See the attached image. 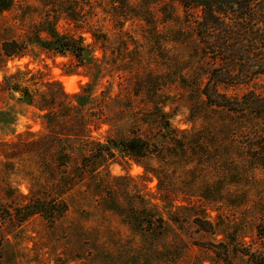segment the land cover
I'll return each instance as SVG.
<instances>
[{
    "label": "rangeland",
    "instance_id": "1",
    "mask_svg": "<svg viewBox=\"0 0 264 264\" xmlns=\"http://www.w3.org/2000/svg\"><path fill=\"white\" fill-rule=\"evenodd\" d=\"M199 12L177 0H16L0 12V51L11 39L30 49L0 56V83L21 70L50 80L45 94L57 82L71 93L87 86L63 125L89 123L115 153L65 195L64 215H29L21 193L50 194L49 168L37 149L3 142L41 137L49 119L20 92L0 91V264H264V168L252 170L250 158L264 117L234 116L237 143L226 140L227 112L202 93L211 62ZM50 33L82 35L90 50L45 49ZM220 89L264 93V75ZM131 138L150 150L130 158L121 143ZM227 148L238 178L224 170Z\"/></svg>",
    "mask_w": 264,
    "mask_h": 264
},
{
    "label": "trees",
    "instance_id": "2",
    "mask_svg": "<svg viewBox=\"0 0 264 264\" xmlns=\"http://www.w3.org/2000/svg\"><path fill=\"white\" fill-rule=\"evenodd\" d=\"M15 1L0 0V12L11 8ZM177 1L188 12H194L196 9L200 11L195 20L196 36L204 57L211 62V68L202 89L205 96L204 102L208 106L227 112L226 140L236 142L237 135L233 129L236 124L234 116L258 113L259 117H264V93L252 90L238 97L222 91L220 86L249 83L254 78L264 75V0ZM50 34L54 40L44 45L45 49L56 53L71 50L79 58L90 50L89 45L83 43L82 35ZM29 50V45L25 41L5 40L0 56L22 57L29 54ZM27 73L29 72L19 70L17 73L5 75L3 82L0 83L2 87L0 91L20 92V99L43 112L44 117L49 119L45 123L47 133L29 141H4L3 144L18 148L26 146L38 150L43 162L49 168L47 176H50L51 180L45 188L52 192L42 195L36 190L43 186L37 189L34 186L29 187L28 193H21L24 198L21 208H25L29 215L41 213L54 221L69 209L70 205L65 195L79 182L86 180L89 176H95L99 168L108 165L115 156L112 147L114 142L112 139L105 142L94 136L88 126L89 123L80 122L79 127L63 125V122L69 119L68 112L79 107L73 99L87 95L85 93L87 86L82 87L80 92L71 93L57 82L60 87L59 92L48 90L49 93L45 94L42 87L48 86L51 81L25 79ZM30 81L31 84L27 85ZM249 138H251L250 135ZM256 141L258 143L254 149H251L250 155L252 170L258 168L257 166L264 168V152L262 155L256 153L257 148L264 151V133L259 134ZM121 145L127 152V156L134 159L150 150L149 142L142 138L123 140ZM226 150L227 157L223 164L226 175L229 178H238L241 176L238 170L241 162L235 159L236 156L231 153L230 148ZM4 156L10 158L5 153Z\"/></svg>",
    "mask_w": 264,
    "mask_h": 264
}]
</instances>
